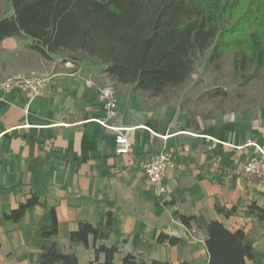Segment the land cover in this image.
Segmentation results:
<instances>
[{"label": "crops", "instance_id": "0c3cea01", "mask_svg": "<svg viewBox=\"0 0 264 264\" xmlns=\"http://www.w3.org/2000/svg\"><path fill=\"white\" fill-rule=\"evenodd\" d=\"M1 1L6 7L0 15L6 10L10 15L9 1ZM29 43L19 37L0 42V80L29 73L50 77L31 100L18 90L0 92V189L17 186L0 193V264H35L42 245L50 244L59 252L75 249L77 264H89L92 236L88 247L69 239L80 221L101 228L97 241L121 249L113 255L115 262L125 253L140 252L149 259L206 264L204 243L199 234H188L181 214L195 217L193 228H205L211 220L230 231L242 228L253 253L245 264H264V220L246 210L252 201L264 206V176L249 177L236 168L255 154V145L264 147V106L217 114L212 123L196 119L189 126V114L176 106L145 107L134 97L118 96V113L108 121L95 89L111 81L101 67L60 54L43 58ZM101 121L124 131L128 154L115 153L114 132ZM166 149L185 161L168 170L166 191L159 196L142 165ZM216 172L222 182L211 180ZM30 194L47 207H30L18 221L2 217ZM233 205L237 213L224 216ZM51 207L57 234L37 238L52 225ZM106 212L111 214L108 225ZM160 232L180 239L175 245L160 244ZM104 258L98 255L99 261Z\"/></svg>", "mask_w": 264, "mask_h": 264}, {"label": "trees", "instance_id": "16d2710c", "mask_svg": "<svg viewBox=\"0 0 264 264\" xmlns=\"http://www.w3.org/2000/svg\"><path fill=\"white\" fill-rule=\"evenodd\" d=\"M7 1L12 13L6 15V10L0 15V42L7 37L24 38L30 40L28 47L43 58L65 53L71 60L101 66L115 85L159 98L162 103L155 106L183 92L201 59L209 85L196 94L194 103L208 107L200 114L204 123H212L217 114L264 106V0H249L246 10L238 15L240 0ZM225 106L230 108L226 110ZM195 117L189 114L187 125H193ZM163 152L175 163L183 160L167 149ZM233 169L230 166L225 174ZM211 180L222 182V176L216 172ZM16 188H2L0 193ZM36 205L47 207L30 194L2 217L18 221ZM48 210L52 225L37 232V238L57 234L54 208ZM246 210L264 220V206L255 201ZM236 213L234 205L223 212L226 217ZM179 220L190 236L200 235L207 251L206 264H245V259H253L242 228L230 231L219 220L209 221L205 228H193V215L181 214ZM110 221L111 214L106 212V224ZM100 235L101 228L80 221L69 239L88 247V236H92L94 257L89 264H188L186 260L172 263L149 259L140 252L125 253L115 262L113 255L121 249L97 241ZM179 239L165 232L157 236V242L165 245H175ZM100 253L105 254L102 261L98 260ZM57 261L77 264L76 250L59 252L54 244L42 245L35 264Z\"/></svg>", "mask_w": 264, "mask_h": 264}, {"label": "built area", "instance_id": "2783aa9c", "mask_svg": "<svg viewBox=\"0 0 264 264\" xmlns=\"http://www.w3.org/2000/svg\"><path fill=\"white\" fill-rule=\"evenodd\" d=\"M50 77L46 74L29 73L17 74L0 80V92L7 93L18 90L28 99L41 95L49 83ZM86 85L94 87L91 80H86ZM97 97L106 111L107 120L116 117L118 113L119 98L113 86V82L95 86ZM101 124L109 131L114 132L115 153L128 154L130 142L123 130L101 121ZM255 154L238 162L237 171L249 177L259 178L264 176V147L255 145ZM175 167V162L165 152H160L142 165V172L152 191L156 195H162L166 191L165 177L168 170Z\"/></svg>", "mask_w": 264, "mask_h": 264}, {"label": "rangeland", "instance_id": "374dc122", "mask_svg": "<svg viewBox=\"0 0 264 264\" xmlns=\"http://www.w3.org/2000/svg\"><path fill=\"white\" fill-rule=\"evenodd\" d=\"M249 0H240L237 6V10L235 14H240L247 8ZM6 7V3L4 1L0 2V10ZM62 57L68 58L65 53L60 54ZM81 61V60H80ZM203 59L199 60L198 68L191 81L184 88L183 92L179 94L178 97L172 98L164 102L163 105H171L179 108V111L187 112L188 114L195 115L196 119H201L200 114L204 113L208 110V107L204 105H195L194 98L196 94L204 89H206L209 85L208 77L203 74L202 69ZM101 67V66H98ZM110 81H106L104 83H108ZM113 86L116 90L117 95L120 98L134 97L136 100L145 107H154L155 105L162 103L159 98H153L148 95L146 92L135 91L131 89L129 86H117L113 83ZM230 106H225V109L228 110Z\"/></svg>", "mask_w": 264, "mask_h": 264}]
</instances>
